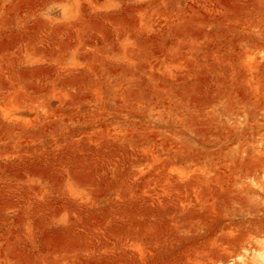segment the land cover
<instances>
[{
  "label": "rangeland",
  "instance_id": "1",
  "mask_svg": "<svg viewBox=\"0 0 264 264\" xmlns=\"http://www.w3.org/2000/svg\"><path fill=\"white\" fill-rule=\"evenodd\" d=\"M0 264H264V0H0Z\"/></svg>",
  "mask_w": 264,
  "mask_h": 264
}]
</instances>
